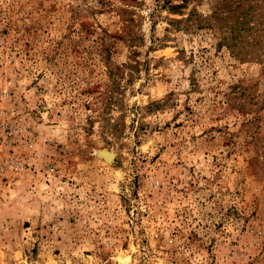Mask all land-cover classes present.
Wrapping results in <instances>:
<instances>
[{
	"label": "rangeland",
	"instance_id": "1",
	"mask_svg": "<svg viewBox=\"0 0 264 264\" xmlns=\"http://www.w3.org/2000/svg\"><path fill=\"white\" fill-rule=\"evenodd\" d=\"M0 264H264V0H0Z\"/></svg>",
	"mask_w": 264,
	"mask_h": 264
},
{
	"label": "bare ground",
	"instance_id": "2",
	"mask_svg": "<svg viewBox=\"0 0 264 264\" xmlns=\"http://www.w3.org/2000/svg\"><path fill=\"white\" fill-rule=\"evenodd\" d=\"M106 155H108V157L111 158V155H112V154H110V153L107 154V153H106Z\"/></svg>",
	"mask_w": 264,
	"mask_h": 264
},
{
	"label": "trees",
	"instance_id": "3",
	"mask_svg": "<svg viewBox=\"0 0 264 264\" xmlns=\"http://www.w3.org/2000/svg\"><path fill=\"white\" fill-rule=\"evenodd\" d=\"M217 16H218V13L215 12V17H217Z\"/></svg>",
	"mask_w": 264,
	"mask_h": 264
}]
</instances>
